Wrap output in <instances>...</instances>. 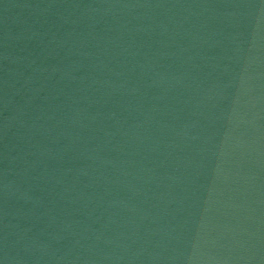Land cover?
<instances>
[{
  "label": "water",
  "instance_id": "water-1",
  "mask_svg": "<svg viewBox=\"0 0 264 264\" xmlns=\"http://www.w3.org/2000/svg\"><path fill=\"white\" fill-rule=\"evenodd\" d=\"M0 264H264V0H0Z\"/></svg>",
  "mask_w": 264,
  "mask_h": 264
}]
</instances>
